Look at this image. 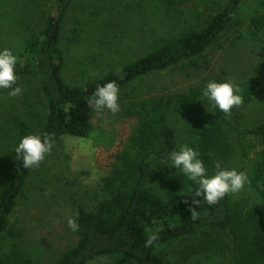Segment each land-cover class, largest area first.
<instances>
[{
	"label": "trees",
	"instance_id": "1",
	"mask_svg": "<svg viewBox=\"0 0 264 264\" xmlns=\"http://www.w3.org/2000/svg\"><path fill=\"white\" fill-rule=\"evenodd\" d=\"M97 1L95 14L72 28L66 19L74 0H56L54 13L42 31L27 41L17 56L14 87L23 81L30 85L21 87L20 99L9 96L7 89L0 90V104L16 101L11 109L13 116L0 125V136H6L0 140V264H36L24 241H10L16 234L9 218L34 169L23 168L22 160L16 159L14 149L23 136L46 134L53 138V145L65 137L86 138L88 131L79 111L89 104L97 87L114 80L122 93L134 82L156 73L210 71L209 50L222 47V39L231 46L251 34L245 29L264 30V10L245 25L243 19H235L242 0H229L200 28L189 26L178 33L172 27L168 38H159L154 48L123 63L113 52L112 38L118 37L114 21L119 16L115 7L138 11L144 0ZM146 2L157 13L162 8L171 13L174 8L172 0ZM169 23L173 26L175 20ZM89 30L94 39L87 36ZM89 43L93 47L97 43L111 46L106 52L90 55L75 50ZM77 66L82 67V74H90L83 83L72 79ZM214 80L229 82L227 72L221 71ZM203 89L191 87L177 94L151 89L145 91L146 97L141 98L139 93L129 98V109L145 120L143 127L154 148L137 151L130 145L116 155L110 175L103 180L100 199H95L90 208H79L76 238L53 264H92L106 257L113 264H193L200 256L209 258L222 251L227 252L230 264H264V123L252 124L242 133L257 145L244 146L238 154L230 141L235 125L232 119L238 120L236 107L229 115L214 109L202 116ZM252 90L241 95L246 102ZM177 112L191 115L190 126L183 134L174 126L176 120L171 114ZM183 145L200 153L209 175L224 160L238 155L250 160L245 190L253 192V202L250 204L249 198L235 199L230 193L215 205L193 204L200 198L191 193L192 182L172 168L168 159ZM151 235L158 239L145 247Z\"/></svg>",
	"mask_w": 264,
	"mask_h": 264
},
{
	"label": "rangeland",
	"instance_id": "2",
	"mask_svg": "<svg viewBox=\"0 0 264 264\" xmlns=\"http://www.w3.org/2000/svg\"><path fill=\"white\" fill-rule=\"evenodd\" d=\"M129 1L133 3L132 0ZM134 1L139 3L141 0ZM146 1L144 0L138 11L131 9L126 12L121 5L115 7L116 17L119 15L115 18L117 21H114L118 37L117 40L112 38V43L114 56L118 61L123 60L126 63L143 55L154 48L159 38H168L173 31L172 27L178 33L187 30L189 26L200 28L229 0H172L174 8L171 13L164 12L167 8H162L163 11L157 13L156 8ZM97 2L74 0L67 14L66 24L69 27L78 25L79 21L83 24L90 14H95L94 8L99 5ZM55 3L56 0H0V50L9 49L17 57L26 42L42 31L46 20L54 13ZM263 10L264 0H242L235 19H243L247 25L252 17ZM170 20H175L173 26H170ZM245 32L251 33L245 40L230 46L222 39V47L217 45L209 50L210 71L187 74L169 70L134 82L119 93L121 110L115 115L107 110L98 112L90 104L82 107L79 112L88 136L63 138L53 145L52 151L46 155L39 167L33 169L25 192L18 199L9 218L10 228L16 234V238L10 241H24L28 247L26 249L33 253L36 264H53L60 253L74 242L75 232L69 229L68 220L76 217L80 207L90 208L95 199H100L103 180L110 175L116 155L130 145L137 151L154 148L148 142L143 127L145 120L135 116L128 106L129 98L138 96L139 93L143 98L146 97L145 91L151 89L164 94L187 92L191 87H205L221 71H226L228 83L239 88V95L253 89L250 100L246 102L242 98V104L236 107L238 120L232 119L235 125L230 130V141L238 154L244 146L257 145L242 133L252 124L264 123V30L258 31L252 27L251 32L249 29H245ZM87 36L90 39L95 38L90 30ZM109 46L111 45L102 46L97 43L93 47L89 43L77 48L73 45V48L78 53L82 51L84 55H90L92 52H106ZM110 57L113 58V53ZM79 58L82 61L80 55ZM80 68L82 69L77 66L71 75L74 77L72 79L83 83L90 74H82ZM29 85L25 81L18 83L20 88ZM31 97L33 102L34 91ZM14 104V99L0 104V125L13 116L11 109L15 107ZM18 104L20 105L19 102ZM201 108L200 111L204 112L202 116L214 110L204 99ZM20 114L23 115L21 112ZM171 115L176 120L175 128L183 134L190 126L188 121L191 115L182 112ZM4 135L0 136L1 141L2 137H6ZM249 161L238 155L221 162V167L247 173ZM252 195L253 192L246 191L245 188L233 194L235 199L249 198L250 204L253 202ZM194 261L193 264H230L226 251L209 258L200 256ZM92 264H113V260L108 257L99 258Z\"/></svg>",
	"mask_w": 264,
	"mask_h": 264
},
{
	"label": "clouds",
	"instance_id": "3",
	"mask_svg": "<svg viewBox=\"0 0 264 264\" xmlns=\"http://www.w3.org/2000/svg\"><path fill=\"white\" fill-rule=\"evenodd\" d=\"M18 58L9 49L0 50V90H9L8 95L16 97L21 94V88L16 85L17 75L15 68ZM239 88H234L228 82L209 81L202 90V98L207 101L212 108L229 115L233 107H238L243 100L239 95ZM119 86L113 80L95 89L90 101V106L98 112L107 110L113 115L120 112ZM206 106V105H205ZM53 138L48 135L29 134L23 136L14 149L16 159L22 160L25 169L39 167L46 155L52 151ZM168 159L172 168L181 172L194 186L195 197L193 204L199 205L201 202L208 205L219 203L226 195L238 193L248 184L247 174L238 172L235 169L222 168L220 163L215 165V172L209 175L204 161L200 158V153L188 145H183L179 150L172 151ZM193 217L196 215L193 209ZM68 227L72 232L79 230V224L75 218L68 220ZM158 239L156 235H151L145 241V247H151Z\"/></svg>",
	"mask_w": 264,
	"mask_h": 264
}]
</instances>
